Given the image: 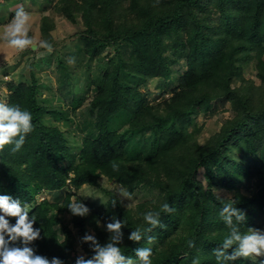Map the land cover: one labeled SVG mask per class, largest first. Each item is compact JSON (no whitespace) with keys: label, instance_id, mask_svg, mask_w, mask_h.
I'll list each match as a JSON object with an SVG mask.
<instances>
[{"label":"trees","instance_id":"1","mask_svg":"<svg viewBox=\"0 0 264 264\" xmlns=\"http://www.w3.org/2000/svg\"><path fill=\"white\" fill-rule=\"evenodd\" d=\"M2 1L0 6L6 0ZM56 9L73 22L80 15L83 28L77 35L81 41L77 52L91 60L99 58L98 73L83 84L97 89L90 105L99 134L86 136L80 149L74 150L60 124L45 123L46 114L66 121L70 116L41 100L32 67L29 80L8 82L7 104L31 113L33 131L20 151L13 153V145H7L0 152V195L18 200L22 211L29 205L28 219L35 217L33 228L40 230V236L25 245L22 238L12 241L5 233L7 246H27L35 255L61 264H76L80 256L90 258L94 253L89 242H81L84 255L72 254L76 234L62 220L71 214L79 233L84 237L92 227L102 246L112 235L107 223L121 220L123 237L118 246L133 260H137L135 249L151 247L152 264H192L194 258L200 264H217L214 249L229 232L219 212L229 200L245 213L239 226L242 233L249 228L264 231V0H58ZM39 23L44 40L53 46V17L43 14ZM181 59L187 68L172 95L151 103L141 85L156 77L169 80L173 65ZM251 61L259 83L245 76ZM219 99L230 103L231 115L201 141L203 126L194 116L210 110ZM84 101L85 96H75L72 108ZM124 112L130 115L128 132L151 130L157 137L155 151L135 163L126 155V132L111 127ZM101 175L131 194L141 186L160 193L127 206L116 190L108 189L102 209L73 215L67 206L74 194L71 185L101 187ZM249 176L257 179L251 195L238 191ZM62 189L60 201L38 199L47 191ZM230 192L235 193L225 195ZM164 203L175 212L163 213ZM148 211L161 213L163 227L146 232L140 242L129 240L137 227H150L143 220ZM6 219L10 226L18 220ZM56 224L63 225V240ZM148 236L155 237L152 244ZM188 240L195 242L194 248L187 247ZM261 260L264 257L239 258L227 264H261Z\"/></svg>","mask_w":264,"mask_h":264},{"label":"rangeland","instance_id":"2","mask_svg":"<svg viewBox=\"0 0 264 264\" xmlns=\"http://www.w3.org/2000/svg\"><path fill=\"white\" fill-rule=\"evenodd\" d=\"M4 1L5 0L2 2ZM57 1L58 0H6L1 4L3 7L0 6V74L3 76L8 74V79H6L7 76L4 77V83L6 85L7 82L11 80L16 82L18 79H21V77L29 80L31 66L39 81V97L41 100H44L49 106L67 111L70 116L66 121L65 118L58 120L54 114H46L44 119L45 123L60 124L67 132L69 144L74 150H79L83 138L86 136L95 137L99 134L96 128V112L90 105V101L97 89L93 84L88 87L86 86V88L83 84L85 81L89 82L90 79L92 81L96 76L98 68L100 67V62L99 58L91 60L82 53L77 52L81 44L80 37L77 35L83 28L81 17L77 15V22L69 20L56 9ZM20 7H23L30 15L28 36L32 38L33 44L37 47L34 48L33 46H29L22 52L12 49L8 52V55H6L7 51L4 45H2L5 43V40L2 38L3 32L13 19L16 10ZM43 14H50L56 23V28L53 31L55 42L50 53H48L46 49L39 47L40 42L45 41L39 28L40 18ZM109 50L111 54L114 55V52L111 51L110 48ZM125 50L130 51L129 47L126 46ZM4 63L7 65L6 69L1 67V64ZM172 68L174 73L169 80L156 77L141 85L140 88L147 94L151 103L162 102L172 95L174 88L179 83L178 78L180 73L187 68L185 59H181L179 62L175 63ZM256 73L255 61L248 62L245 66L246 78L259 83L260 80L257 78ZM77 95L85 96V101L80 107L73 109L72 101ZM0 98L2 102L7 104L8 97L6 90H0ZM230 115V103L226 99H219L213 102L210 110L196 114L194 116V121L198 125L203 126V131L198 139L204 141L205 138L217 131L223 120ZM129 119L130 115L124 112L115 117L111 127L126 132L129 138V147L126 155L130 163H135L155 151L157 147V137L151 130L132 135L126 128ZM100 184L101 187L89 184H84L80 187L71 185L74 190L72 199L75 198L79 200L89 208L87 215L91 214L92 211L100 210L106 206L109 199L108 189L117 191L122 186L116 181L110 180L105 175L100 176ZM256 186V177L249 176L246 178L245 183L240 185L238 191L251 195L254 193ZM64 189L47 191L44 194L38 195V199L42 200L48 197L51 200L60 201L62 200ZM217 192L221 191L218 189ZM159 193V190L156 188L141 186L132 194L131 200L126 198L122 199L127 206H135L139 202L155 199L158 197ZM234 193L235 192H230L225 195L233 196ZM0 216L6 217L8 215L1 210ZM71 218V214L62 217L64 223L69 224L76 234V242L71 249L72 254L74 256L84 255L85 253L81 248L83 236L79 233V229L73 226ZM55 228L58 231L60 240H63V225L56 224ZM88 233L92 235L95 233V230L91 227Z\"/></svg>","mask_w":264,"mask_h":264},{"label":"clouds","instance_id":"3","mask_svg":"<svg viewBox=\"0 0 264 264\" xmlns=\"http://www.w3.org/2000/svg\"><path fill=\"white\" fill-rule=\"evenodd\" d=\"M30 27V15L23 7L16 10L13 19L6 26L3 32V39L7 44L22 52L29 46L37 47L33 44V40L28 36ZM39 47L46 49L48 53L52 51V45L47 41H41ZM74 62V61H70ZM8 75L6 79H8ZM33 131L32 115L27 110H22L20 106H10L4 102H0V152L7 145H13L11 151L16 153L21 150L25 143L26 136ZM114 171H118V165H112ZM119 196L128 200L132 199V194L121 186L118 190ZM219 199V197H217ZM103 202V201H102ZM234 201L229 200L223 204L219 212L220 218L228 227L229 232L224 237L218 247L214 249V255L217 264H227L228 261H234L239 258H258L264 257V231L249 228L246 233H242L240 225L246 219L245 213L234 206ZM116 201H112L115 207ZM68 208L73 215L85 216L89 212V208L75 198L68 203ZM30 207L25 204V210L22 211L20 202L13 200L9 195H0V210L6 215L0 216V264H61L58 259L51 262L41 255H35L30 247H8V241L5 240V233L8 234L9 240L15 241L18 237L22 238L23 243L27 245L29 242L39 238L40 230L33 228L35 217L28 219L27 210ZM162 212L172 214L175 208L168 203L161 205ZM18 218L14 226L9 225L8 217ZM161 213L148 211L143 214V220L148 227L142 229L137 227L131 231L128 239L133 242H140L146 232H151L157 227H163L160 220ZM114 222L107 223V230L112 235L107 243L103 246L98 242L94 235L85 234L82 238L84 242H89L93 255L85 259L80 256L76 260V264H152L151 257L153 251L151 247H141L135 249L137 260L126 257L118 245L122 243L123 233L121 232L124 224L121 220L113 218ZM99 225V220L96 221ZM155 237L148 236V243L152 244ZM63 244V241H58ZM188 248H194L195 242L187 241ZM229 249L232 251L229 253ZM192 264H200L198 258L192 260ZM264 264V260H261Z\"/></svg>","mask_w":264,"mask_h":264},{"label":"crops","instance_id":"4","mask_svg":"<svg viewBox=\"0 0 264 264\" xmlns=\"http://www.w3.org/2000/svg\"><path fill=\"white\" fill-rule=\"evenodd\" d=\"M2 45H4V48L6 49V51H7V53H6V55H8V52L10 51V50H12V49H15V48H12V47H10L8 44H7V42L5 41V43H3ZM17 50V49H16ZM18 51V50H17ZM23 56V55H22ZM1 67L3 68V69H6L7 68V65H5V63L4 64H1ZM8 74H6V75H2V74H0V90H6V92H7V97H8V95H9V90H8V85H6L5 83H4V80H5V78L4 77H6ZM19 80V79H18ZM7 84H8V82H7ZM3 87V88H2ZM7 100H8V98H7ZM0 102H2V99L0 98Z\"/></svg>","mask_w":264,"mask_h":264}]
</instances>
